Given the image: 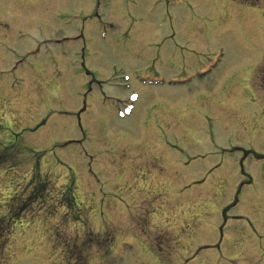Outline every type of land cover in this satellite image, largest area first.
Here are the masks:
<instances>
[{"label": "rangeland", "instance_id": "obj_1", "mask_svg": "<svg viewBox=\"0 0 264 264\" xmlns=\"http://www.w3.org/2000/svg\"><path fill=\"white\" fill-rule=\"evenodd\" d=\"M12 36L32 53L0 83L38 57L47 69L32 103L0 85L5 125L28 118L34 129L31 143L22 134L31 152L0 149V201L31 179L36 204L55 177L79 231L68 239L22 208L0 231V264H264V0H0V38ZM81 63L99 80L126 79L90 91ZM5 125L1 143L13 144ZM150 130L166 161L130 163L126 146ZM144 178L157 185H135ZM146 204L140 218L125 211Z\"/></svg>", "mask_w": 264, "mask_h": 264}, {"label": "snow or ice", "instance_id": "obj_2", "mask_svg": "<svg viewBox=\"0 0 264 264\" xmlns=\"http://www.w3.org/2000/svg\"><path fill=\"white\" fill-rule=\"evenodd\" d=\"M261 77L264 78V70L261 71ZM132 98L134 100L137 99L135 94ZM15 158L14 154L10 157V159L13 160H15ZM3 159L4 157L0 156V162H2ZM46 179H48V177H46ZM55 181L56 178L52 177L51 184L48 188V195L42 197L36 204L32 203L36 193L29 189V185L32 183L31 179L26 180L24 184L14 192L6 193L4 199L0 201V231L5 227V219H8L10 222L13 216H19L22 208H27L29 212L39 208L53 227L59 231L66 232L68 239L75 238L79 231V225L72 222L71 205L64 207V201L59 198V193L62 192L61 184L63 181H61V184H57ZM26 189L28 190L26 191ZM149 206L150 205L146 204L143 209L127 207L125 211L140 218L145 214L144 209H147Z\"/></svg>", "mask_w": 264, "mask_h": 264}, {"label": "flooded vegetation", "instance_id": "obj_3", "mask_svg": "<svg viewBox=\"0 0 264 264\" xmlns=\"http://www.w3.org/2000/svg\"><path fill=\"white\" fill-rule=\"evenodd\" d=\"M15 41L16 40L10 39V38H8V40H7V38H3V39L0 38V46L4 47L8 43L14 44ZM2 50H4V49H2ZM25 50L27 52L29 51L28 48L27 49L25 48L22 52H24ZM5 57L6 56H3V59H0V61L4 60ZM38 65H41V64H38ZM26 76H27V82H29L34 77V73L30 68H28V72L26 73ZM113 78H116V77H113ZM16 85H17L16 88H15V86H13L15 88V91L13 93V97H14V95H20L19 99H21V100L26 99V101H31L33 99L32 94L34 93V85L30 89V91L28 90L29 87L26 84L24 85L23 82H21V84H19V82H17ZM3 87L6 88V85H3ZM37 92L39 94L40 90H38ZM0 100H1V103L4 104L5 109H7V110L10 109L8 106V104H10L8 99L0 98ZM157 103H159V104H157ZM157 103H155V104L156 105L162 104L160 102H157ZM12 113H14V112H12ZM16 118H12V120H13L12 124L15 127H19L20 129L26 128L29 130V132H31V130L29 129V126H28L29 123H27V121H28L27 117H26L27 119H25V120H19ZM77 120H78V122H80L79 121L80 120V114H78V113H77ZM21 123H24V125L20 126ZM2 125H5V124H2V122H0V129L2 128ZM5 129H9V131H12L13 133H15V131L12 130L11 126L5 125ZM149 132H150V135H148V136L145 135L144 137H140L139 141H135V139H133V140H131L132 143H130L128 146H126V148H125L126 152L130 153V155L132 156V160H130V163L132 162L133 164H137L140 166H146V165H153L155 163V161H157L158 156L156 155V145L153 143V139L155 137V134H154L153 130H150ZM10 135L13 137H16V136L18 137L17 134H10ZM143 140H147L148 142L140 144V142H142ZM0 148L5 149V150H9L11 148L13 149V144H0ZM151 180H153V179L148 178V180H147V178H144V180L142 182L138 183V185L144 184L147 181H151ZM150 184H155V183L152 181V182L148 183V185H150ZM135 196H137V195H135Z\"/></svg>", "mask_w": 264, "mask_h": 264}]
</instances>
